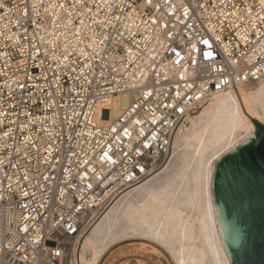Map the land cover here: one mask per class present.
Wrapping results in <instances>:
<instances>
[{
	"label": "built area",
	"instance_id": "built-area-1",
	"mask_svg": "<svg viewBox=\"0 0 264 264\" xmlns=\"http://www.w3.org/2000/svg\"><path fill=\"white\" fill-rule=\"evenodd\" d=\"M263 76L264 0H0V264H75L189 116Z\"/></svg>",
	"mask_w": 264,
	"mask_h": 264
},
{
	"label": "bare ground",
	"instance_id": "bare-ground-1",
	"mask_svg": "<svg viewBox=\"0 0 264 264\" xmlns=\"http://www.w3.org/2000/svg\"><path fill=\"white\" fill-rule=\"evenodd\" d=\"M125 104L114 103L112 117ZM199 109L179 127L164 164L104 208L74 247L72 263L101 264L111 247L143 241L163 247L175 264H230L212 196L213 170L254 138L253 120L264 126V76L251 89L238 84L215 94Z\"/></svg>",
	"mask_w": 264,
	"mask_h": 264
},
{
	"label": "water",
	"instance_id": "water-1",
	"mask_svg": "<svg viewBox=\"0 0 264 264\" xmlns=\"http://www.w3.org/2000/svg\"><path fill=\"white\" fill-rule=\"evenodd\" d=\"M214 167L212 196L230 264H264V126Z\"/></svg>",
	"mask_w": 264,
	"mask_h": 264
},
{
	"label": "rangeland",
	"instance_id": "rangeland-1",
	"mask_svg": "<svg viewBox=\"0 0 264 264\" xmlns=\"http://www.w3.org/2000/svg\"><path fill=\"white\" fill-rule=\"evenodd\" d=\"M253 86L255 84H243L246 89ZM174 167L175 163L171 165V169ZM101 264H175V262L163 247L149 242L128 241L111 247Z\"/></svg>",
	"mask_w": 264,
	"mask_h": 264
},
{
	"label": "snow or ice",
	"instance_id": "snow-or-ice-1",
	"mask_svg": "<svg viewBox=\"0 0 264 264\" xmlns=\"http://www.w3.org/2000/svg\"><path fill=\"white\" fill-rule=\"evenodd\" d=\"M205 43H207V41H205ZM205 55H206V56H210V55H211V53H206Z\"/></svg>",
	"mask_w": 264,
	"mask_h": 264
}]
</instances>
